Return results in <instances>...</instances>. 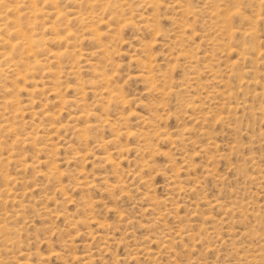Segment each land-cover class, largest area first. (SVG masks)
<instances>
[{"label":"rangeland","instance_id":"374dc122","mask_svg":"<svg viewBox=\"0 0 264 264\" xmlns=\"http://www.w3.org/2000/svg\"><path fill=\"white\" fill-rule=\"evenodd\" d=\"M20 1L0 264H264V0Z\"/></svg>","mask_w":264,"mask_h":264},{"label":"bare ground","instance_id":"6f19581e","mask_svg":"<svg viewBox=\"0 0 264 264\" xmlns=\"http://www.w3.org/2000/svg\"><path fill=\"white\" fill-rule=\"evenodd\" d=\"M4 1H10V0H0V6L3 4V2ZM23 0H21L20 1V4H21V2H22ZM30 0H28V2H29ZM70 1V0H69ZM11 2H13V1H11ZM24 3V2H23ZM22 3V4H23ZM26 3H27V1H26ZM19 4V5H20ZM15 5V4H14ZM4 6V4L2 5V7ZM5 7V6H4ZM16 7H17V5H16ZM8 9V7L6 8V10ZM9 9H11V8H9ZM8 9V10H9ZM32 9V8H31ZM5 10V11H6ZM4 11V10H3ZM7 12V11H6ZM5 13V12H4ZM8 13V12H7ZM36 13V12H35ZM77 15H79V14H77ZM76 16V15H75ZM61 17H62V15H61V13L59 12V11H57L56 13H55V19L56 20H58V21H60L61 20ZM8 18H11L10 16L8 17ZM8 18H6V15H4L2 12H0V21H3L4 19H8ZM20 18V17H19ZM18 18V19H19ZM22 18H24V17H22ZM81 18V17H80ZM82 19V18H81ZM85 19V18H84ZM22 20H24V19H22ZM6 22H8L7 20H5L3 23L4 24H2V23H0V24H2L1 26L3 27V29L5 28L4 26L6 25L5 23ZM10 22V21H9ZM8 22V23H9ZM21 23V22H20ZM27 23V22H26ZM12 24H15L14 26H12V28L11 27H9L10 28V31H8L7 30V26H6V28H5V33H6V31L7 32H9L10 33V35L12 34V35H14V36H18L16 39H15V42H13V43H11L9 40H7L6 38H0V45L1 46H3V45H9V50L13 53H15L16 51H18L19 53H17V54H20V51H22V49L25 51V53H28L27 55H29L30 56V54H31V52L33 51V47H34V44L36 43V39H34V37L32 38H28L27 36H24L25 34L22 32L23 30H21V24H19V22L17 21V22H15V23H12ZM10 25V24H9ZM0 26V30L2 29V27ZM2 32V31H1ZM4 32H3V34L4 35H6ZM8 33V34H9ZM69 33V32H68ZM68 33H66V34H68ZM70 36V35H69ZM95 36H98V35H95ZM10 37V36H9ZM69 38V37H68ZM68 41V40H67ZM93 41V40H92ZM60 42V41H59ZM10 43V44H9ZM62 43V42H61ZM3 47H6V46H3ZM3 49V48H2ZM6 51V50H5ZM23 52V51H22ZM21 52V53H22ZM24 57V56H23ZM33 57V56H32ZM0 58H2V60L6 63V64H9V63H11L12 61L10 60V61H8L9 60V54H8V52H3V51H0ZM18 63V62H17ZM145 63V62H144ZM17 66H19V64L17 65ZM21 66V65H20ZM7 71L8 72H15L16 71V64L14 63V64H9L8 66H7ZM143 68H146L149 72L152 70V68H151V65H150V63L148 64V65H146V66H144ZM27 69V68H26ZM18 70V69H17ZM28 70H30V68L28 67ZM2 72V70L0 71V73ZM12 74V73H11ZM14 75V74H13ZM20 73H18L16 76L17 77H20ZM103 80V79H102ZM150 84V83H149ZM119 98V97H118ZM66 101V100H65ZM119 101V100H118ZM12 102L13 101H10L9 103H11L12 104ZM2 108H4V107H2ZM10 108V107H9ZM15 115V114H14ZM47 116V115H46ZM83 117V114L82 115H78V116H76V118H82ZM145 122V121H144ZM0 128H3V130H5L6 132L7 131H9L10 132V129L12 128V126L11 125H9V123H8V120H5V121H3L2 123H1V126H0ZM14 128V127H13ZM2 229H4V227H2ZM5 231V230H4ZM0 232H1V230H0Z\"/></svg>","mask_w":264,"mask_h":264}]
</instances>
